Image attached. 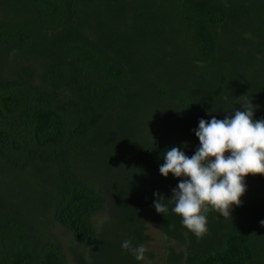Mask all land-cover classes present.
Wrapping results in <instances>:
<instances>
[{
  "label": "trees",
  "instance_id": "trees-1",
  "mask_svg": "<svg viewBox=\"0 0 264 264\" xmlns=\"http://www.w3.org/2000/svg\"><path fill=\"white\" fill-rule=\"evenodd\" d=\"M247 101L264 119V0H0V264H68L66 231L74 264H148L121 244L149 223L167 264H264V174L197 238L159 173Z\"/></svg>",
  "mask_w": 264,
  "mask_h": 264
},
{
  "label": "clouds",
  "instance_id": "clouds-1",
  "mask_svg": "<svg viewBox=\"0 0 264 264\" xmlns=\"http://www.w3.org/2000/svg\"><path fill=\"white\" fill-rule=\"evenodd\" d=\"M240 106L242 110H233L223 119L213 116L199 120L194 129L199 147L191 157L175 146L163 154L159 173L180 178L167 204L174 205L171 211L197 238L208 231L210 210L230 218L232 206L241 205L247 175L264 174V119L254 120L255 106L251 101ZM153 195L157 198L153 202L156 212L167 213L164 197L158 192ZM260 223L264 225V220ZM121 247L132 252L138 261L144 260L148 251L144 245L133 247L130 239L124 240Z\"/></svg>",
  "mask_w": 264,
  "mask_h": 264
},
{
  "label": "rangeland",
  "instance_id": "rangeland-1",
  "mask_svg": "<svg viewBox=\"0 0 264 264\" xmlns=\"http://www.w3.org/2000/svg\"><path fill=\"white\" fill-rule=\"evenodd\" d=\"M12 203L14 205H17L19 208L22 206V200L20 201L19 195L14 196L12 198ZM28 207H33V206L29 203H25L26 210ZM105 209L108 210V207H106ZM104 213L105 211H103L101 214H98L96 217H94V222L96 223V227H98L100 223L102 222L104 218ZM53 232L54 233L56 232V228H53ZM147 234L149 238L146 240L144 245L148 249V251H151L153 253V256L151 257V260H149V257L146 256L145 257L146 261L148 262V264H150V262H152L154 259H158L159 261L164 258L163 262L162 261H159V262L161 264H167L166 263L167 254H165V248L168 246V243H169L168 239L153 224L148 225ZM69 236H70L69 233L66 231L64 234L61 235L60 239L63 241L62 245L64 247V253L69 257L68 264H74L73 260L71 259L72 256L70 255L71 253L70 246L71 245L74 246L75 242L73 238ZM174 247L176 249L180 248L177 242L174 245ZM97 254L99 255L97 256L98 259H101L102 257H104V249H98Z\"/></svg>",
  "mask_w": 264,
  "mask_h": 264
}]
</instances>
